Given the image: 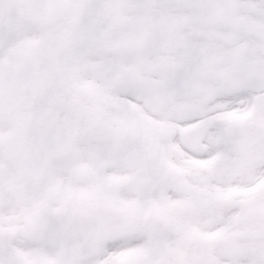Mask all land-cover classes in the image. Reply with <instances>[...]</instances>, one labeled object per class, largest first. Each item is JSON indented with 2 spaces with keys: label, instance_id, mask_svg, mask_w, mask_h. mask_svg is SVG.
<instances>
[{
  "label": "snow or ice",
  "instance_id": "1",
  "mask_svg": "<svg viewBox=\"0 0 264 264\" xmlns=\"http://www.w3.org/2000/svg\"><path fill=\"white\" fill-rule=\"evenodd\" d=\"M0 264H264V0H0Z\"/></svg>",
  "mask_w": 264,
  "mask_h": 264
}]
</instances>
